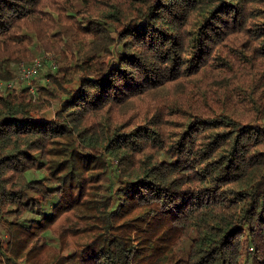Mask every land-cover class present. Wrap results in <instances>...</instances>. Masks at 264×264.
I'll use <instances>...</instances> for the list:
<instances>
[{
    "label": "trees",
    "instance_id": "1",
    "mask_svg": "<svg viewBox=\"0 0 264 264\" xmlns=\"http://www.w3.org/2000/svg\"><path fill=\"white\" fill-rule=\"evenodd\" d=\"M37 58L0 264H264V0H0V82Z\"/></svg>",
    "mask_w": 264,
    "mask_h": 264
},
{
    "label": "built area",
    "instance_id": "2",
    "mask_svg": "<svg viewBox=\"0 0 264 264\" xmlns=\"http://www.w3.org/2000/svg\"><path fill=\"white\" fill-rule=\"evenodd\" d=\"M41 59L37 58L35 59L30 65H20L19 67V76L18 79L22 80L26 83V86L29 88L30 91H32L33 86L31 84L34 77L37 75L38 69L41 65ZM44 59V57H43ZM45 60V59H44ZM13 86V83H3L0 82V89L1 88H11Z\"/></svg>",
    "mask_w": 264,
    "mask_h": 264
},
{
    "label": "rangeland",
    "instance_id": "3",
    "mask_svg": "<svg viewBox=\"0 0 264 264\" xmlns=\"http://www.w3.org/2000/svg\"><path fill=\"white\" fill-rule=\"evenodd\" d=\"M41 56L44 57V59H45L46 62H49V63H47V65H48V66H51L52 56L49 55V54H43V55H41ZM25 65H26V64H25ZM18 73H19V72H18V66H17V68H16V73H15V74H16V75H15V79H14V81H12L14 87H17V86L19 85V83L21 82V81H19V79H18V76H19ZM40 73H41V72H38L37 75L34 77L33 80H37V78H38V76L40 75ZM38 74H39V75H38ZM33 80H32V82H31V84L34 83ZM23 83L26 85L25 82H23ZM35 176H36V175H35Z\"/></svg>",
    "mask_w": 264,
    "mask_h": 264
}]
</instances>
